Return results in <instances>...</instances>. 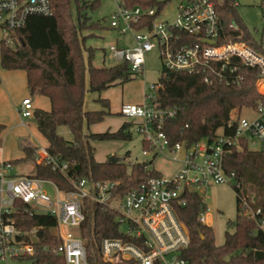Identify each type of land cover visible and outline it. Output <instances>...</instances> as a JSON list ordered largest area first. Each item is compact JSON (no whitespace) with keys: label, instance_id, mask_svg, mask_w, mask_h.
I'll list each match as a JSON object with an SVG mask.
<instances>
[{"label":"trees","instance_id":"16d2710c","mask_svg":"<svg viewBox=\"0 0 264 264\" xmlns=\"http://www.w3.org/2000/svg\"><path fill=\"white\" fill-rule=\"evenodd\" d=\"M172 0H121L126 9L141 8L155 10V15L145 17L133 28L149 31L164 8ZM219 17V43L241 41L261 53L247 29L236 19L235 0H213ZM51 16H30L25 26L8 32L14 47L5 41L0 44V67L5 71H23L32 97L49 99L51 110H36L34 120L39 133L48 143L52 157L68 164L67 175L53 170L51 165L35 164L33 176L50 180L64 191L72 190V181L88 179L94 183H109L113 194L124 197L148 179L160 177L152 169L157 156L150 162L137 163L128 171L125 164H112L109 160L97 162L92 142L130 141L132 123H125L116 132L93 134L89 128L100 124L111 115L108 100H101V111H85L87 93H102L118 84L133 81L136 74L124 61L110 68H95L92 65L94 51L89 53L88 64L84 59L83 33L101 29L89 17L90 11L98 8V1L49 0ZM76 5L77 22L73 19L72 8ZM234 25V27H232ZM181 40L185 37L180 34ZM191 41H194L191 38ZM241 81L226 85L216 80L206 84L199 75L169 72L162 69L157 84L156 106L160 109L176 110L174 118L168 119L164 131L171 143H184L191 147L203 140L212 141L220 131L234 135L229 127L233 111L255 110L264 95L257 89L260 72L257 69L240 68ZM60 128H67L73 140L67 141L59 134ZM5 126L0 125V137ZM144 144V149L148 146ZM38 148L23 145L24 158L11 161L17 165L33 161ZM224 169L234 173L242 187H234L237 194V218L229 222L225 242L218 246L213 230L200 222L206 213L204 200L194 191L185 189L173 204L176 218L185 226L189 246L183 253L188 264H264V233L257 230L254 220L242 215L241 199L253 209L264 208V153L252 152L246 144L226 148ZM245 186L248 188L246 189ZM86 220L80 233L88 264H103L101 243L107 238H120L121 226L116 210L90 200L83 202ZM17 227L31 232L37 229L40 245L35 258L37 264H66L52 250L41 252L42 247L59 245L56 237V220L44 215L20 214Z\"/></svg>","mask_w":264,"mask_h":264},{"label":"built area","instance_id":"2783aa9c","mask_svg":"<svg viewBox=\"0 0 264 264\" xmlns=\"http://www.w3.org/2000/svg\"><path fill=\"white\" fill-rule=\"evenodd\" d=\"M117 2L121 4V0ZM119 7L111 28L117 29L124 23L127 30L135 33L136 46L132 50L113 46L110 52L119 61H126L133 74L143 73L146 55L158 48L164 70L199 75L206 84L216 80L226 85L238 84L240 68L257 69L260 92L259 85L264 84V55L241 41L218 42L219 17L213 0H184L177 8L174 24L156 19L151 30L140 32L133 25L154 16L155 10ZM52 13L49 0H0V44L5 41L14 47L9 31L23 28L30 16H51ZM180 34L187 38L181 40ZM159 89V84L150 85L143 104L124 105L120 114L133 121L136 132L143 137L148 146L144 156L152 155L153 159L165 151L172 155L183 153L180 169L171 177L150 178L124 197L115 196L109 183L81 179L71 182L72 190L64 191L50 180L17 174L16 165L2 156L0 145V264L15 259H34L37 264L35 254L40 245L37 229L25 232L17 227L18 216L23 213L56 220L55 235L60 243L52 249L42 247L41 252L52 250L66 264H88L80 233L86 220L85 200L116 210L120 226L126 227L120 238L102 241L103 264H188L183 253L189 246V236L176 218L173 204L185 189L195 191L210 183L242 187L236 175L227 174L224 169L226 148L240 142L248 148L258 143L260 152L264 153V100L255 110H250L253 118L242 117V111L232 112L229 127L235 130L233 136L220 131L212 141L203 140L191 147L184 143L173 146L164 125L166 120L175 117L176 110L156 106ZM260 93L264 95V89ZM34 112L32 99L25 98L18 110L22 125H25L24 120L34 119ZM33 162L51 165L53 170L67 175L68 164L52 157L47 148L39 147ZM47 186L53 189V197L46 190ZM240 206L242 215L254 220L257 230L264 233V208L253 209L245 199H241ZM206 219V213L201 214L202 224L206 225ZM65 228H77L79 236L64 234Z\"/></svg>","mask_w":264,"mask_h":264},{"label":"rangeland","instance_id":"374dc122","mask_svg":"<svg viewBox=\"0 0 264 264\" xmlns=\"http://www.w3.org/2000/svg\"><path fill=\"white\" fill-rule=\"evenodd\" d=\"M90 2L98 1V8L95 11L88 13L94 23H98L101 29L97 32L104 37V40H99L100 49L109 50V47L117 43L120 50H132L136 46L135 33L127 30V26L121 23L119 28L112 29V18L119 14L120 5L117 0H89ZM184 0H172L162 11L158 20L160 22H168L174 24L178 17L177 8ZM222 1V0H219ZM236 1V19L238 23L243 25L254 39L256 45L260 48L261 54L264 55V0H235ZM72 14L74 21L77 22L76 5H73ZM100 55L102 50L97 51ZM111 55L107 51V58ZM107 68L114 67L115 63L106 61ZM163 69V61L161 52L157 48L153 52L146 55V64L143 68V73L136 75L133 81L127 84H118L107 92L104 96L102 93H87L85 100V111H101V100L109 99L110 103L115 107L120 105H133L135 101L142 95L143 88L145 94L148 92L150 85H155L161 78ZM7 73V75L5 74ZM0 85H7L12 93L10 107L2 106L0 108V123H7V128L0 137V145L3 150V157L9 161H17L24 158L23 145L28 142L37 144L38 147H45L46 142L44 137L38 133L36 122L34 119L24 120L25 125H22L21 119L18 117L17 108L13 101L16 95L23 92L26 85V74L23 71H5L0 67ZM4 73V74H3ZM25 76V77H23ZM9 79V82L6 79ZM11 86V88L9 87ZM125 86V87H124ZM123 87L125 88L123 90ZM15 90V91H14ZM11 94V93H10ZM101 97V98H100ZM242 117L253 118L254 114L250 110H243ZM121 116L116 115L109 117L104 123L93 126L92 133L98 131H106L108 127L115 129L112 124L116 123ZM127 119V118H126ZM130 123L133 121L127 119ZM90 132V131H89ZM132 138L130 141H107V142H92L95 149V158L98 162L109 160L110 157L126 158L125 164L128 166V171L134 164L150 162L152 155L144 156L143 137L136 132L135 125L132 124L130 129ZM59 134L67 141H72L73 137L67 128H60ZM249 150L252 152H260L261 146L257 143L250 145ZM183 153L172 155L165 151L155 159L152 169L161 173L165 177L175 175L179 169ZM34 162L27 161L16 165L14 171L17 174L33 175ZM235 184L217 185L210 183L207 186L196 188V193L204 200L207 211L206 225L210 227L215 235V241L218 246H222L225 242L226 233L232 232L229 229V222H235L237 218V194L234 190ZM247 189L248 187L245 186ZM49 195L53 197L54 192L50 186L46 187ZM63 198V197H62ZM121 232L126 231V227L120 228ZM64 234H72L79 236L77 228H65ZM8 264H35V260H10Z\"/></svg>","mask_w":264,"mask_h":264},{"label":"crops","instance_id":"0c3cea01","mask_svg":"<svg viewBox=\"0 0 264 264\" xmlns=\"http://www.w3.org/2000/svg\"><path fill=\"white\" fill-rule=\"evenodd\" d=\"M83 37L87 38L86 41H85V44H84V48H85V51H84V59H85V63L88 64V58H89V53L87 52V50H93L94 51V58H93V61H92V65L95 67V68H104L106 67L105 64H106V61L109 60L110 62H114L115 65L117 64H120L121 61H119L118 59L115 58V56L110 52V48L113 47V46H116L118 49V44L117 43H114L112 44L110 47H109V50H106V49H103L99 47V40H104V37L102 35H100L99 32L97 31H94L92 33H83L82 34ZM102 50L103 53L102 54H98L97 51H100ZM107 51H109L111 53V55L108 56L107 58ZM107 68V67H106ZM4 74V73H3ZM5 74L7 75V73L5 72ZM0 75H2L0 73ZM25 77V76H23ZM8 82H9V79L7 78L6 79ZM11 88V86H9ZM115 87V86H113ZM113 87H111L110 89L104 91L102 94L105 96L107 94V92L109 90H111ZM125 87V86H124ZM123 87V90L125 89ZM260 87V92H263V89H264V84L262 85H259ZM12 89V88H11ZM15 91V90H14ZM11 93V94H10ZM12 93L10 91V89L8 88V86L5 84V85H0V108L2 106H4L3 108H5V106L7 107H10L12 106L11 105V102H9V99H12ZM144 96H145V89L143 88V91H142V95L139 99H137L135 101V104L133 105H141L144 103ZM15 101H13V104L14 106L17 108V111L19 110V108L21 107V103L22 101L25 99V98H31L32 101H33V107H34V111L36 110H42V111H45V112H49L51 110V104H50V101L49 99L45 98V97H40V96H34L32 97L30 95V92L28 90V87H27V80H26V85L25 87L23 88V92L21 94H18L16 95L15 97H13ZM101 98V97H100ZM86 100V99H85ZM103 100H108L109 103H110V100L109 99H104ZM123 105H120V107H115L113 106V104L110 103V113L111 115L106 117L104 119V121L102 123L105 122V120L109 117H112V116H116V115H119L121 116L120 114V111H121V108H122ZM84 109H85V106H84ZM103 109V108H102ZM18 117L20 118L19 116V113H18ZM121 120H118L116 123L112 124L113 126H115L113 129L112 127H108L107 129L108 130H104V131H98L97 133L95 134H100V133H106V132H116L118 131L125 123H129L130 121H128L125 117L121 116L120 117ZM22 123V122H21ZM100 123V124H102ZM100 124H97V125H93V126H98ZM0 125H3L5 126V129L7 128V123L1 121ZM91 126L89 128V131L90 133L91 132V128L93 127ZM37 127V125H36ZM38 130V128H37ZM39 133V131H38ZM94 134V133H93ZM41 135V134H40ZM43 137V136H42ZM45 139V138H44ZM45 142H46V146L44 148H48V143L45 139ZM28 145H31V146H34L36 148H39L37 144H34L33 142H28ZM96 159V158H95ZM97 161V160H96ZM98 162V161H97ZM105 162V161H104ZM162 175V174H161Z\"/></svg>","mask_w":264,"mask_h":264},{"label":"water","instance_id":"95a60500","mask_svg":"<svg viewBox=\"0 0 264 264\" xmlns=\"http://www.w3.org/2000/svg\"><path fill=\"white\" fill-rule=\"evenodd\" d=\"M210 44H211V42H210ZM109 161H110L112 164H118V163H122V162L124 161V159H122V158H117V157H115V156H112V157L109 158ZM33 242H34L35 244H38V241H37L36 239H34Z\"/></svg>","mask_w":264,"mask_h":264}]
</instances>
